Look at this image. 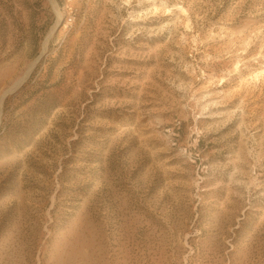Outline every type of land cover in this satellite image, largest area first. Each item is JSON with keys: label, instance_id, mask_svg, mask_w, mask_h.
Here are the masks:
<instances>
[{"label": "rangeland", "instance_id": "374dc122", "mask_svg": "<svg viewBox=\"0 0 264 264\" xmlns=\"http://www.w3.org/2000/svg\"><path fill=\"white\" fill-rule=\"evenodd\" d=\"M35 60L0 264H264V0H0V93Z\"/></svg>", "mask_w": 264, "mask_h": 264}, {"label": "bare ground", "instance_id": "6f19581e", "mask_svg": "<svg viewBox=\"0 0 264 264\" xmlns=\"http://www.w3.org/2000/svg\"><path fill=\"white\" fill-rule=\"evenodd\" d=\"M60 15L58 14V19L56 21V23L51 27V31L50 34L57 29V27L60 24ZM46 44V43H45ZM45 44H44V48L43 50H45ZM38 59V58H37ZM36 62V60L7 88H5L4 90H2V92L0 93V117H1V113H2V104L4 102V99L6 98V96L11 93L12 91H14L15 89H17L28 77L34 63Z\"/></svg>", "mask_w": 264, "mask_h": 264}]
</instances>
